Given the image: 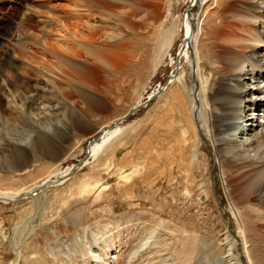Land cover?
<instances>
[{
	"label": "rangeland",
	"instance_id": "rangeland-1",
	"mask_svg": "<svg viewBox=\"0 0 264 264\" xmlns=\"http://www.w3.org/2000/svg\"><path fill=\"white\" fill-rule=\"evenodd\" d=\"M74 1L0 0V110L9 117V122L0 119V190L17 192L38 184L50 171L72 166L60 185L49 182L15 201L0 199V264H247L233 210L245 220L254 214L233 204L243 183L235 169L224 175L227 163L220 162L215 140L196 117L199 103L193 112L190 92L197 99L201 88L209 110L219 114L211 100L221 97L225 87L249 89L246 76H232L233 60L257 52L256 111L245 117L252 111L241 95L245 101L228 112V122L238 124L218 139L232 137L243 145L264 134V45L256 49L249 41L251 30L264 38V0L194 5L192 60L177 63L171 58L177 60L182 47L191 0H106L113 11L99 7L97 0ZM139 5L150 15L136 11ZM253 15L263 20L256 22ZM64 22H79L81 38L90 27L96 32L88 48L68 62L57 61L41 45L70 43L59 39L58 24ZM169 27L175 42L157 54L154 39ZM249 69L245 66L242 74ZM177 71L183 72L182 80L145 104ZM139 101L138 110L120 123L121 142L85 163L87 146L99 129ZM193 118L201 129L198 163L191 168L178 147L190 152L185 147L195 133L187 119ZM45 122L49 129L38 126ZM249 124L256 133L247 131ZM31 127V143L13 141ZM46 145L56 157L47 155ZM242 152L229 158L230 165L240 157L264 159V146ZM257 198L264 199V192ZM22 225L30 229L16 248L20 235L14 231ZM254 238L250 233V250L256 249Z\"/></svg>",
	"mask_w": 264,
	"mask_h": 264
},
{
	"label": "bare ground",
	"instance_id": "bare-ground-1",
	"mask_svg": "<svg viewBox=\"0 0 264 264\" xmlns=\"http://www.w3.org/2000/svg\"><path fill=\"white\" fill-rule=\"evenodd\" d=\"M72 1H74V0H72ZM96 2H97L99 7L113 11V5L111 3H109L108 1L97 0ZM191 2L194 5H201L202 4V0H191ZM74 3L77 5L76 0L74 1ZM134 8H136V11L137 10H140V11L142 10L141 12L144 11L145 14L147 13L146 11L148 10L147 8L144 7V5L134 6ZM147 14H149V13H147ZM77 15H78V13H77ZM186 18L187 19H185V20H187V21H185L186 23H184V24H186L185 25L186 26V32H185L184 41L182 44V46H184V49L181 51L180 58H187L188 61H191L192 56L189 52V49L192 45L193 38H194V25H192V21H193V23L195 22L194 21L195 13L191 12L189 15H187ZM251 18L256 22L263 20L262 16H258V15H256V16L253 15V16H251ZM58 27L60 28L59 33H61V35H60L61 37H59V39L62 38L63 40H66V42H70V43H64L63 46H62V44L58 45V46L53 45V44H49L46 41H43L41 43L43 49L48 52V53L46 52V54H48V55L52 54L54 56V58L57 59V61L58 60L59 61L65 60L66 62H68V61H71L75 56H80L81 55L80 50H83V47L88 48L87 44L92 43L94 41V37L96 36V32L94 30L95 28L90 27L89 33L84 38H81L82 36L79 35V33H81L79 22H77L76 24L75 23H65V22L59 23ZM153 39H154V37H153ZM154 41H155V51L157 52V54H159L162 50H163L162 51L163 53H164V50H166V49L169 50L171 48V46L173 45V43L175 42L174 28L169 27L165 30H162L161 33L157 37H155ZM249 41L252 44L251 46H253V47L256 46V49L258 47L264 45V38L262 37V34L257 30L256 31L251 30ZM72 43H77L78 45L82 46V48L79 47V49H78V47L76 48L74 44H73L74 46L71 45ZM74 47H75V49H74ZM181 49H182V47L180 48V50ZM256 53H254V54L253 53L252 54L241 53L237 58H235L233 60L232 65L230 67L231 72H232V76H234L236 78H239L240 76H246L244 80H246V79L248 80L247 85H248L249 89L245 90V89H243V87H236V86L235 87L237 89H234L233 86L225 87L221 97L214 98V100H211V103L215 104L217 109L220 111L219 114H214L211 110H209L210 104L207 103V101L205 100V97L203 95V90L201 91L200 86H199L200 90L197 91V93H198L197 99H196V97L194 98V95H193L194 93L190 92L191 93L190 97H191V101H192L193 112H194V109L196 107V104L199 103V106L197 107V110H199V114L196 117L199 118L204 123L202 128L205 130H208L210 132L212 138L215 140L216 151H217L218 157L220 159V162L223 163V161H225L227 163V168L224 169L222 167L223 168L222 170H224V175L228 176L229 168H231V170L235 169V170H237V172L234 170L235 173L239 174L240 179L243 183V185L240 188L239 194L237 193L236 197L234 198L233 204H235L239 207L240 206L248 207L254 214V216H251V214H249L251 216V218L249 217L250 218L249 220H245L243 218L244 214L242 212H239L237 209L233 208L234 209L233 212L238 217V220H239L238 225L240 226V240L242 243L244 253L247 254V259H248L247 264H253L252 252L256 253V264H262L264 261L261 258V253L264 252V199L257 198L258 193L262 194L264 192V159L261 161H252V160L250 161V160H248V158L240 157L236 160V162L237 161L239 162L237 165L234 164L235 166H232V165H230V163L233 161V160L231 161L232 157L233 156H240L241 154H243L242 151H247V150H249V148H251L252 150H256V149H260L261 147H263L264 146V134H262V133H261V135L255 134V137L251 140L246 141L244 139L245 142L243 143V145L240 143L238 144L236 142V140L232 137L222 138L223 140H221V139H218V136L223 131H229L231 129H234L236 124H238V122L236 124L228 122L229 119H232L231 115L228 112L229 111L230 112H236L238 107L241 106V103L243 101H245V100L247 101V103H248V105H250L249 107H251L250 109L252 111L250 114L245 115L246 118L251 117V115H253L254 112L256 111V108L258 106V100H260V90H259L258 84L256 83V80L259 78V76H258L257 72H255V68L259 67L260 61L258 58H256ZM93 55L95 56V58L97 60L104 62V63H107V64L109 63V61L107 60V58L105 56L98 54V53L96 54L94 52H93ZM76 58L78 59V57H76ZM171 62L177 63L178 60H175V58H171ZM179 62H180V60H179ZM245 66L251 67V69H249L248 74H246V73L242 74V69ZM183 77H184L183 72L177 71L173 76H171V78H169V80L167 81L165 86L162 87L163 89L158 91V94H161V92L164 91L165 88L168 85H170L172 82L177 81V80H182ZM237 84L238 83H236V85ZM158 94H155V91H154L150 94L149 97H151V99H153L152 96L153 95L157 96ZM241 95H246L247 98L245 100H244V98L241 99ZM11 103H14L17 106L16 100L14 97L11 99ZM35 103L33 102L32 105L29 107L31 109H33ZM141 103H143V101L137 102L135 107L139 106ZM125 115L121 116L113 124H104L99 129L97 136L94 137L92 139V141L89 142V145L87 146L89 149V157L86 158V160L84 161L85 163L90 162V160H92V159L93 160L100 159V156L103 153L113 150L115 147V144L118 142L119 143L121 142V140H122L121 137L123 134L122 132H123L124 127L120 126V123L122 121L120 123H117V122L119 120H122ZM197 118H195V119L193 118L190 120L187 119L188 125L193 128V133H195V137L188 138L189 139V145L187 147H185L190 152L186 154L183 151L182 146L178 147V150H181L180 154H182V156H183L182 159L186 160L188 162L187 164L191 168H194L198 163V157H197L198 148H199V140H198L199 132H198V130L200 131L201 128H200V125H198V123L196 121ZM0 119L3 121L6 120L7 122H9V117L8 118L2 117L1 110H0ZM247 121H248V119H247ZM180 122H181V119L178 120V124ZM38 126L40 128L43 127L45 129H49L50 123H48V122L40 123V125H38ZM34 129L35 128L31 127L30 130L25 131L18 136L12 137L13 141L14 142H21V143H31L32 133L34 132ZM50 129H52V125H51ZM183 130L188 131V129H186V128H184ZM256 130H257V127L255 125L249 124L247 131H249L251 133L252 132L256 133ZM191 131H192V129H191ZM2 134L3 133L0 132V137L2 139H4ZM245 134H247V133H245ZM222 144H224V146H221ZM45 151H46L47 155L50 157L54 158L57 156L56 155L57 153L55 154V152H53V150L51 149V147L49 145H46ZM177 154H175V155L178 156ZM229 158H231V159H229ZM223 165H225V164H223ZM71 170H72V166H68L64 170H61L59 168V169L53 170L52 172L50 171L49 172L50 174L48 173L49 175L47 177H45L42 181H40L38 184H33L32 186H30L26 189H22V190L17 191V192H6V191L0 190V199H2L4 202L15 201V200H17V199H14L15 197H17V196L20 197L21 195L26 194V193L29 194L36 187L41 188L42 186H45V188H46V186L49 182H51L55 185H58V184L60 185L64 182V178H66L67 175L70 174ZM55 177H57V179L53 180V178H55ZM230 179H232V178H230ZM241 210H242V208H241ZM251 211H250V213H251ZM33 228L34 227H32V229ZM29 229L30 228L28 225H22V226L15 229V231H14L15 237L17 235H20V237H18V239L15 242L16 248H19V246H18V245H20L19 243L20 242L22 243L24 241V238H25L24 234H25V232H29ZM250 233H251L252 237H255L253 239V241L256 243L254 245V248H256L255 250H250L247 246V243L250 241V240H248V236H250Z\"/></svg>",
	"mask_w": 264,
	"mask_h": 264
},
{
	"label": "water",
	"instance_id": "water-1",
	"mask_svg": "<svg viewBox=\"0 0 264 264\" xmlns=\"http://www.w3.org/2000/svg\"><path fill=\"white\" fill-rule=\"evenodd\" d=\"M194 6V4L192 3L190 6H189V9H188V13H187V15H189L190 13H191V9H192V7ZM192 25H194V23H193V21H192ZM184 49V46H182V49L178 52V55H177V60L179 61V59H180V54H181V51ZM171 78V77H170ZM167 83V82H166ZM161 89H163V88H161ZM160 89V90H161ZM155 94H158V92H156ZM155 97V95H153L152 96V98H154ZM151 100V97H149L148 99H147V101L145 102V104L147 103V102H149ZM140 107V105L139 106H136L132 111H130V112H128L124 117H123V119L122 120H119L117 123H120L121 121H123V120H125L127 117H129L131 114H133L136 110H138V108ZM89 157V149L87 148V151H86V155H85V159L86 158H88Z\"/></svg>",
	"mask_w": 264,
	"mask_h": 264
}]
</instances>
